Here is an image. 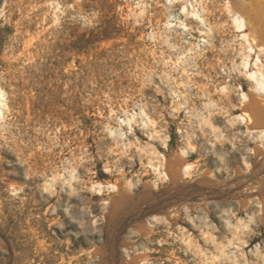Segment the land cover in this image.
<instances>
[{"label":"rangeland","instance_id":"374dc122","mask_svg":"<svg viewBox=\"0 0 264 264\" xmlns=\"http://www.w3.org/2000/svg\"><path fill=\"white\" fill-rule=\"evenodd\" d=\"M189 1L0 0V264H264L245 42Z\"/></svg>","mask_w":264,"mask_h":264},{"label":"bare ground","instance_id":"6f19581e","mask_svg":"<svg viewBox=\"0 0 264 264\" xmlns=\"http://www.w3.org/2000/svg\"><path fill=\"white\" fill-rule=\"evenodd\" d=\"M178 0H168L169 3ZM191 8V9H190ZM227 10L231 16L232 24L239 32L240 38L245 42V52L242 58L243 74L252 82V91L242 92L241 98L244 107L249 110L242 119H246L250 130L259 136L264 135V71L262 70V54H264V0H227ZM183 14H191L195 19L204 24L199 9L193 3L186 0V4L181 6ZM168 25L170 21L168 20ZM179 28L187 27L184 19H179ZM204 42L206 39H202ZM254 54L251 63L250 55ZM252 66V67H251ZM0 77V120L6 118L9 111V101L7 93L1 85ZM133 115L125 116V121L130 125ZM114 132V131H113ZM184 153V152H183ZM163 174L174 184L182 180L183 175L189 173L190 166L184 163L180 157L169 159L166 162ZM155 171L157 167L154 168ZM160 173V172H159ZM182 178V179H181ZM114 187V185H112ZM100 191V189H98Z\"/></svg>","mask_w":264,"mask_h":264}]
</instances>
